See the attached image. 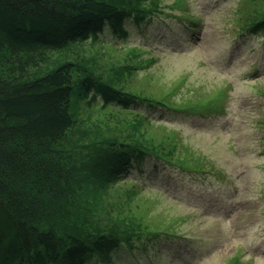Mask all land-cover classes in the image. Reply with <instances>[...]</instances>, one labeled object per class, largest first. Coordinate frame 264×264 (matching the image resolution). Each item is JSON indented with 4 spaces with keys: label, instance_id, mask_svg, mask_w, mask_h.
Returning a JSON list of instances; mask_svg holds the SVG:
<instances>
[{
    "label": "trees",
    "instance_id": "trees-1",
    "mask_svg": "<svg viewBox=\"0 0 264 264\" xmlns=\"http://www.w3.org/2000/svg\"><path fill=\"white\" fill-rule=\"evenodd\" d=\"M165 1L0 0V264H114L122 246L176 235L180 216L152 215L154 191L131 173L148 158L206 171L205 159L144 108L217 114L226 89L178 100L151 82L150 49L104 39L161 15L195 36L186 0ZM232 12L231 38L264 33V0Z\"/></svg>",
    "mask_w": 264,
    "mask_h": 264
},
{
    "label": "rangeland",
    "instance_id": "rangeland-1",
    "mask_svg": "<svg viewBox=\"0 0 264 264\" xmlns=\"http://www.w3.org/2000/svg\"><path fill=\"white\" fill-rule=\"evenodd\" d=\"M237 1L186 0L188 10L202 19L195 36L184 19L170 15L137 28L128 25L123 40L104 33V39L118 41V49H150L148 55L155 57L148 70L151 82L178 86V100L226 89L223 111L217 114L144 108L153 120L175 129L205 159L207 170L154 166L153 158L143 160L140 172L133 170L131 176L154 191L152 215L166 221L180 216L177 233L132 251L122 246L114 264H228L235 254L243 264H264V126L259 122L264 113L259 91L264 88V33L231 38Z\"/></svg>",
    "mask_w": 264,
    "mask_h": 264
}]
</instances>
